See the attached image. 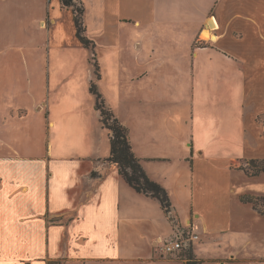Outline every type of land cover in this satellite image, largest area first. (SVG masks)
Masks as SVG:
<instances>
[{
	"label": "crops",
	"instance_id": "0c3cea01",
	"mask_svg": "<svg viewBox=\"0 0 264 264\" xmlns=\"http://www.w3.org/2000/svg\"><path fill=\"white\" fill-rule=\"evenodd\" d=\"M117 1L124 6L120 11ZM78 3L86 34L93 19L116 36L122 23L134 25L136 42L127 49L142 58V64L134 60L144 70L140 78L158 82L161 89L158 93L157 84H151V121L156 123L150 121L151 126L165 118L164 136L170 139L181 133L169 126L175 114L191 125V136L181 146L153 144L161 136L152 127L151 146L142 136L136 142L129 121L105 99L127 125L134 154L148 177L166 190L170 207L166 212L157 199L135 191L106 161L110 153L105 156L103 138L106 131L110 141V133L96 108L94 119L79 121L80 131L73 133L67 115L75 109L60 110L50 100L40 108L37 102L35 109L16 106L9 94L1 95L0 264H185L158 248L180 230L199 236L191 248L202 264H264V255L252 253L254 246L264 249V216L241 201L238 187L246 180L264 185V173L251 177L244 170L253 161L264 163V0ZM44 7L47 19L39 25L47 30L49 47L67 21L75 35L73 16L60 0H45ZM164 37L174 43L157 46ZM148 38L149 56L141 51ZM160 67L164 76L157 72ZM181 101L185 106L174 111ZM169 104L173 107H161ZM30 130L47 138L43 155L26 154ZM166 149L183 152L167 156ZM248 250L252 256L242 257Z\"/></svg>",
	"mask_w": 264,
	"mask_h": 264
},
{
	"label": "rangeland",
	"instance_id": "374dc122",
	"mask_svg": "<svg viewBox=\"0 0 264 264\" xmlns=\"http://www.w3.org/2000/svg\"><path fill=\"white\" fill-rule=\"evenodd\" d=\"M44 5L45 0H0V96L9 94L8 99L12 100L16 106L20 105L32 109H35L37 102L41 103L37 106L40 108L44 102H49V100L50 105L54 103V107L60 110L75 109V111H69L70 115H67V121L71 123L69 130L78 133L80 131L79 121L94 119L90 115L94 113L96 97L90 93V89L95 86L102 97L106 99L107 104H111L112 108L118 110L123 119L129 121L126 124H129L130 135L136 142L142 136L144 137L142 141L152 145L153 139L151 140L150 137L153 131H150V127L155 130L154 133L158 132L156 133L157 136H161L157 137L156 142L153 143L157 146L161 144L171 146V141L176 146H181L186 140H189L191 125L188 127L186 124L187 117L183 118V116L175 114L170 119L169 126L171 128L177 127L176 129L181 132L173 134L174 138L169 139L164 136L166 134L164 129L165 118L161 119V123L151 126V123L156 124L154 120L151 121L153 114L151 112H154L151 111L150 104L152 100L150 96L151 84H157L158 93L161 92V89L158 82L153 83L152 79L147 77L140 78L144 70L134 65V60H137L138 64H142V58L129 50L136 42L133 24L122 23V29H120L118 36H116L117 33L114 36L105 33L104 28H100L97 20L93 19L91 30L87 32L88 35L86 34V36L94 41L96 46L85 49L71 33L67 21L64 23L63 35H52L50 38L51 47H49L47 30L42 29L39 25L40 20L47 19V11ZM79 7L80 4L78 3L76 9ZM117 7L119 11L124 8L121 6V1H117ZM108 17L109 21L114 19L109 15ZM82 22L85 27L84 19ZM135 33L139 35L140 31ZM170 41L174 43V38L164 37L162 41H158L157 46H161L159 45L161 43L167 44ZM148 45L149 38L141 51L148 52L147 55L149 56L151 55V48ZM199 45L202 44L199 43ZM118 46L121 47L120 52L114 50V47L118 48ZM184 49L185 46L180 43L178 51L185 57L181 61L186 64L189 59ZM159 55L165 57L166 62L171 64L166 51H161ZM116 61L122 64L121 71H124L122 75L118 74ZM167 67L172 69L171 66L167 65ZM157 72L164 76V68L160 67ZM134 78H137V81H133ZM11 83L14 84V88L8 91ZM16 97L20 98V101ZM179 106H185V104H182V101L181 104H174V107L177 108L174 111H178ZM161 107L167 109L168 107L172 108L173 105H162ZM125 126L127 127V125ZM33 131L30 130L28 134L26 154L43 155L47 150V138L43 137L44 134L35 132L36 130ZM103 139L105 156H107L111 147L106 131ZM154 151L157 150L154 149ZM178 152L182 153L183 150L166 149L167 156L171 153L176 155ZM251 168L248 165V169ZM238 187L241 191L240 197L258 198L263 197L262 193L264 195V185L257 184L255 181L246 180L244 183H238ZM261 208L264 209V207ZM252 227L257 228L255 225ZM252 253L261 256L264 255V249L254 246ZM252 253L248 250L242 254V257L252 256ZM182 255L180 252L176 257L181 259ZM235 264L258 263L240 262Z\"/></svg>",
	"mask_w": 264,
	"mask_h": 264
},
{
	"label": "trees",
	"instance_id": "16d2710c",
	"mask_svg": "<svg viewBox=\"0 0 264 264\" xmlns=\"http://www.w3.org/2000/svg\"><path fill=\"white\" fill-rule=\"evenodd\" d=\"M78 0H60L63 9L67 10L73 16L75 27V38L85 49H91L96 46L94 41L86 36V29L83 26L84 8H77ZM90 93L96 97L97 111L101 114V123L110 133V156L106 160L109 164L119 168V172L124 180L138 193L157 199L165 211L170 207V201L166 190L158 183L152 181L144 171L139 159L133 152L129 140V132L126 126L116 117L115 113L106 105L105 99L95 86H92ZM251 169L244 168L247 175L251 177L264 173V163L256 164L251 162ZM241 201L246 204H252L254 209L264 216V197H242ZM182 260L185 264H202L194 255L192 248L182 252Z\"/></svg>",
	"mask_w": 264,
	"mask_h": 264
},
{
	"label": "built area",
	"instance_id": "2783aa9c",
	"mask_svg": "<svg viewBox=\"0 0 264 264\" xmlns=\"http://www.w3.org/2000/svg\"><path fill=\"white\" fill-rule=\"evenodd\" d=\"M198 239V235L180 230L173 240L161 243L158 248L162 255L172 256L191 248L192 243Z\"/></svg>",
	"mask_w": 264,
	"mask_h": 264
}]
</instances>
